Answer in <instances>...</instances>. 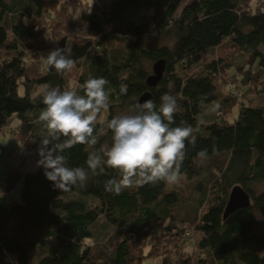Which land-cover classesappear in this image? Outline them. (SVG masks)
<instances>
[{
    "label": "trees",
    "instance_id": "obj_1",
    "mask_svg": "<svg viewBox=\"0 0 264 264\" xmlns=\"http://www.w3.org/2000/svg\"><path fill=\"white\" fill-rule=\"evenodd\" d=\"M64 47L78 71L74 87L68 72L44 62ZM0 51L14 54L0 62V139L13 128L25 150L37 151L46 135L34 123L43 85L83 94L88 78L108 81L97 144L66 150L69 167L86 168L90 152L111 146L107 122L123 110L132 114L144 92L157 107L164 94L176 97L174 127L205 121L195 145L186 142L183 186L159 182L115 195L105 182L116 173L105 167L83 187L60 192L42 167L32 174L9 163L0 194V264H264V235L252 237L264 208V192L255 190L264 182V106L253 104L264 99V0H0ZM159 59L163 76L148 88L146 63ZM237 87L242 101L229 92ZM236 185L251 205L224 219Z\"/></svg>",
    "mask_w": 264,
    "mask_h": 264
},
{
    "label": "clouds",
    "instance_id": "obj_2",
    "mask_svg": "<svg viewBox=\"0 0 264 264\" xmlns=\"http://www.w3.org/2000/svg\"><path fill=\"white\" fill-rule=\"evenodd\" d=\"M25 24L28 19L25 17ZM45 64L57 73L72 72L75 61L67 47L56 48L44 58ZM103 78H88L80 85L83 94L76 90H61L43 85L40 95L43 109L35 124L46 130L37 152V167H42L46 179L60 192L70 191L73 186L83 187L89 175H99L104 168L112 169L116 177L105 182V190L115 195L133 187L164 182L175 185L181 179V167L186 156V142L195 145L201 131L203 118L194 128L172 126L178 111L175 96L164 94L157 107L148 99L134 106L132 114L117 115L107 122L112 132L111 146L101 147L88 154L85 167H69L64 154L77 145L94 146V134L100 113L109 109V94ZM120 93H127V85H120ZM217 103L209 108L216 112ZM201 161L208 158L207 150L198 154Z\"/></svg>",
    "mask_w": 264,
    "mask_h": 264
},
{
    "label": "rangeland",
    "instance_id": "obj_3",
    "mask_svg": "<svg viewBox=\"0 0 264 264\" xmlns=\"http://www.w3.org/2000/svg\"><path fill=\"white\" fill-rule=\"evenodd\" d=\"M88 2H93V0H87ZM103 3L107 2L108 0H100ZM191 0H183L184 2H188ZM50 32V39L48 40V43L46 42L45 44H50L51 45V38H54L53 32ZM14 54H6V52L4 51H0V62H2V60L4 59H8L9 57L13 56ZM240 57L237 56L236 57V61H239ZM152 64L151 62H147L146 63V70L149 74L152 73ZM78 77V71L73 68L72 72H68V81L71 87H74L73 83H76V79ZM234 90L240 94V96H236L237 100L239 99V101L243 100V93L242 90L237 87L234 88ZM40 90H37L36 92H39ZM242 98V99H241ZM253 104L255 105H260V106H264V99L261 97H257V99H255L253 101ZM237 109L233 110L228 118H227V122L232 123V119L235 118L237 116ZM124 114H130V112L123 110L118 112L117 115H124ZM13 125H15V123H13ZM13 131V128L10 129V131ZM8 133H4L1 135V139L3 142V146H2V155H0V194L3 193V179L5 177V171H6V167L7 165H9V163L11 165H13L15 168H17L18 170H21L23 172H29V173H36L39 171V167H37V161L39 160V155L37 151H29V150H25L23 148H21L19 146L18 141L13 139V134L11 132ZM183 182V179H180V182L178 184H175L173 186H183L181 183ZM184 183V182H183ZM165 190H167V187H165ZM255 190L256 193H260V192H264V182L260 183L258 185L255 186ZM74 195H69L65 197V200H70V199H74L73 198ZM256 217V223H255V227L253 229L252 232V237L256 238L257 240H260L263 235H264V208L258 210L255 214ZM86 243L90 244L91 241H86ZM191 244V243H190ZM190 244L188 246H190ZM144 263V262H143ZM159 260H148L146 261L144 264H159Z\"/></svg>",
    "mask_w": 264,
    "mask_h": 264
},
{
    "label": "water",
    "instance_id": "obj_4",
    "mask_svg": "<svg viewBox=\"0 0 264 264\" xmlns=\"http://www.w3.org/2000/svg\"><path fill=\"white\" fill-rule=\"evenodd\" d=\"M165 70V61L159 59L152 64V73L148 75L145 83L148 88H154L160 82ZM151 99L149 92H144L137 100V104H142L145 100ZM251 205L249 195L239 185L233 186L228 194V198L223 211L225 219L238 209H244Z\"/></svg>",
    "mask_w": 264,
    "mask_h": 264
},
{
    "label": "built area",
    "instance_id": "obj_5",
    "mask_svg": "<svg viewBox=\"0 0 264 264\" xmlns=\"http://www.w3.org/2000/svg\"><path fill=\"white\" fill-rule=\"evenodd\" d=\"M229 92L233 95V96H240V94H238L235 90H234V88H232V89H230L229 90ZM237 98V97H236ZM14 138L15 139H17V136L16 135H14ZM2 141H1V139H0V154H1V152H2V150H1V147H2Z\"/></svg>",
    "mask_w": 264,
    "mask_h": 264
},
{
    "label": "crops",
    "instance_id": "obj_6",
    "mask_svg": "<svg viewBox=\"0 0 264 264\" xmlns=\"http://www.w3.org/2000/svg\"><path fill=\"white\" fill-rule=\"evenodd\" d=\"M3 143V142H2Z\"/></svg>",
    "mask_w": 264,
    "mask_h": 264
}]
</instances>
